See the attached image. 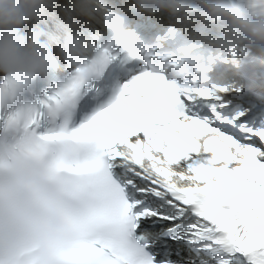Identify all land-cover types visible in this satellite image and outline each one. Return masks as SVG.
Listing matches in <instances>:
<instances>
[{
  "label": "snow or ice",
  "instance_id": "obj_1",
  "mask_svg": "<svg viewBox=\"0 0 264 264\" xmlns=\"http://www.w3.org/2000/svg\"><path fill=\"white\" fill-rule=\"evenodd\" d=\"M127 39L91 74L0 81V264L52 208L51 264H264V97L164 72L166 27Z\"/></svg>",
  "mask_w": 264,
  "mask_h": 264
},
{
  "label": "clouds",
  "instance_id": "obj_2",
  "mask_svg": "<svg viewBox=\"0 0 264 264\" xmlns=\"http://www.w3.org/2000/svg\"><path fill=\"white\" fill-rule=\"evenodd\" d=\"M161 17L166 25L158 23ZM148 21L180 37L163 46L164 72L264 97L260 0H0V77L24 84L46 80L62 68L91 74L101 47L129 54L127 36ZM62 151L72 158L75 146L66 143ZM67 228L62 210L41 214L22 264H51V246Z\"/></svg>",
  "mask_w": 264,
  "mask_h": 264
}]
</instances>
